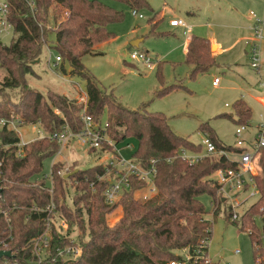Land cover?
<instances>
[{
  "label": "trees",
  "instance_id": "16d2710c",
  "mask_svg": "<svg viewBox=\"0 0 264 264\" xmlns=\"http://www.w3.org/2000/svg\"><path fill=\"white\" fill-rule=\"evenodd\" d=\"M118 1L136 11L154 12L148 0ZM9 2L8 19L16 37L10 45L3 44L0 39V69L7 72L0 80V118L13 113L28 123L41 126L47 133L60 131L65 125L75 133L82 129V102L60 93L43 94L31 87L27 79L29 75H36L34 63L40 61L44 48L51 44L50 33L54 31L53 48L64 63L70 64L72 75L79 74L86 80L87 112L95 119L107 113L108 132L117 144L136 141L138 149L131 158L143 168L151 169V161L155 160L154 181L158 191L153 198L141 202L136 193L145 189L147 183L133 177L131 188L118 202L109 205L103 193L110 181L98 180L105 166L80 169L74 163L68 172L62 173L65 165L58 162L51 168L54 182L51 193L44 177L36 178L42 174L44 162L56 156L61 146L49 139L35 140L26 147L25 158L20 159L16 155V145L20 142L18 134L4 128L0 130V203L11 210L14 234L11 249L30 257V241L46 227L43 214L30 210L34 206L44 208L52 202L70 225L68 235L75 228L79 230L77 242L82 255L75 264H170L179 258L178 250L196 248L203 240L210 241L213 222L206 219L207 210L201 198L208 196L216 205L222 203L211 176L219 169H234L236 164L223 155L208 156L195 164L183 160L179 156L182 149L201 154L203 146L175 134L163 113L123 107L113 94L103 91L94 78L85 74L83 57L96 54L98 45L115 38L109 26L122 22L125 14L97 0H36L35 12L24 0ZM157 25L152 27L155 35ZM163 63L159 64V70L163 69ZM185 64L191 68L189 79L208 73L216 65L211 41L193 35ZM61 68L64 71V66ZM159 78L162 80L161 74ZM185 88L171 85L160 94ZM235 110L237 118L231 116L232 119L239 125L248 124L252 117L248 105L241 100ZM200 130L208 132L219 149L232 154L244 151L222 143L208 123L202 124ZM90 151L93 156L99 153ZM260 167L258 184L262 198L244 216L241 231L245 226L256 229L253 216L264 208V150H261ZM70 183L75 188L72 199L69 198ZM91 183H94V190ZM118 206H122L124 215L111 228L107 215ZM8 227L9 224L1 219L0 236L8 234ZM250 237L256 264V257L264 256V248L256 233ZM55 245L65 244L60 240Z\"/></svg>",
  "mask_w": 264,
  "mask_h": 264
},
{
  "label": "rangeland",
  "instance_id": "374dc122",
  "mask_svg": "<svg viewBox=\"0 0 264 264\" xmlns=\"http://www.w3.org/2000/svg\"><path fill=\"white\" fill-rule=\"evenodd\" d=\"M97 1L125 14L122 22L109 26L115 38L97 46L96 54L86 55L82 60L85 74L94 78L103 91L111 96L113 94L116 101L129 110L146 109L163 113L169 119L175 134L187 137L196 144L202 143L203 131L200 126L205 123L209 124L222 143L231 146L237 144L235 134L240 125L231 116L237 118L236 104L243 100L252 113L245 136L248 139L255 136L264 111L258 102V99L264 97V88L261 86L264 81V37L258 42L255 30L256 19L264 18V0H148L154 12L137 10L143 18L134 16L133 9L121 1ZM188 11L194 14L188 15ZM155 14L156 18H153ZM175 17L190 18L192 25L201 26L199 31L211 38L215 37V43L217 41L221 44L222 50L216 52V43L217 48L213 52L216 53V65L208 73L189 79L191 68L185 64L186 54L183 55L182 48L177 49V45L184 39L183 33L170 28V21ZM156 23L157 35L152 33V27ZM162 33L167 36L159 37ZM15 37L14 32L0 34L5 45H10ZM49 39L51 44L44 48L39 63L34 65L36 75H29L28 82L43 94L60 93L81 103L86 95V80L79 74L72 75L68 62L64 63L62 60L61 63H56L55 59L59 54L52 46L54 31L50 33ZM137 41H141L140 45L133 47V42ZM249 44L260 50L257 56L260 63L258 69L252 66L255 60L252 50L247 51ZM132 51L148 53L153 58L155 67L149 69L133 62L130 58ZM163 61L182 66L177 64L176 67H171L166 64L164 69L159 70V64ZM63 66L64 71L61 68ZM6 75L7 72L0 69V80ZM215 78L220 79L218 86L213 85ZM171 85L186 88L166 95L160 94ZM107 118L105 113L102 119ZM38 131V126L28 125L20 129V134L24 141L29 142L37 138ZM128 144L132 149L128 148ZM119 147L122 155L130 159L137 151L138 144L131 140L130 143H121ZM58 162L65 165L64 171L74 163L80 169L107 164L105 157L93 156L90 148L73 142L61 149V155L47 159L42 174L37 178L48 175L52 165ZM74 190L70 183V199ZM143 193H136V198L141 202H145ZM201 199L207 210L206 219L213 222V234L208 247V255L213 264H255L252 239L245 232L251 228L245 226L244 231H241L240 224L232 222L227 214L225 202L221 201L215 208L211 206L210 197L203 196ZM69 201L72 203V200ZM123 215L122 206L116 207L107 215L108 225L114 228ZM69 230L70 225L67 231ZM74 230L72 236L76 237L77 234L78 237L79 230Z\"/></svg>",
  "mask_w": 264,
  "mask_h": 264
},
{
  "label": "built area",
  "instance_id": "2783aa9c",
  "mask_svg": "<svg viewBox=\"0 0 264 264\" xmlns=\"http://www.w3.org/2000/svg\"><path fill=\"white\" fill-rule=\"evenodd\" d=\"M27 6L32 12L36 10V0H24ZM10 14V2L9 0H0V34L6 32L10 34L13 32V25L9 21ZM134 16H139L136 10H133ZM251 15H256L251 12ZM257 25L255 26L256 38L258 42H261L264 37V18L256 19ZM172 27H186V23L182 19H173L170 21ZM251 50L254 55L253 68H260L259 59L257 56L260 54V50L255 46H251ZM250 50V51H251ZM130 58L133 62L144 65L149 69L155 67L153 58L145 52L132 51ZM56 63L62 62L63 58L59 55L56 57ZM220 79L215 78L213 85L218 86ZM261 86L264 88V81ZM264 108V97L260 100ZM84 105L81 112V122L83 127L78 132H73L69 126L65 125L60 131L54 133L45 132L41 126L33 123H28L20 116L11 114L10 117L0 118V130L7 128L16 132L20 138V142L16 145V155L20 159H24L26 156V147L35 140L49 139L50 141H56L61 149L69 145L70 143L77 142L90 148V150H97L98 157H105L107 164L105 166V172L102 176H98V180L110 181L109 186L104 191L105 202L109 205L119 201L118 199L131 188V180L133 177L143 180L147 183L143 191L142 197L144 201H148L153 198L157 193L155 186L156 169L154 167L155 160L151 161L152 168H143L140 164L135 162L133 158H125L121 153L120 144L114 142L109 135V123L107 120L95 119L87 112L88 96L85 95L82 99ZM228 106V105H227ZM33 125L39 127L38 136L36 139L26 142L23 140V136L20 134V129ZM248 130V124H240L236 129L235 136L238 138L235 148L244 149L243 152L229 153L225 149H219L217 144L213 141L208 132H201L203 134V140L201 145L204 148L203 153L195 154L188 150L182 149L179 156L189 162L195 164L205 157L223 155L230 161L236 164L234 169H219L212 176L211 180L215 182L218 193L222 201L227 205L226 210L230 216L232 222H238L243 224V218L258 201L262 198V193L258 184L259 176L261 175L260 156L261 150H264V111L261 115V122L259 129L254 137L248 139L245 136V132ZM129 149H132L130 144L127 145ZM61 149L59 155H61ZM57 154V155H58ZM2 164L0 163V166ZM54 165V164H53ZM52 165V166H53ZM69 169L62 173L68 172ZM41 179V178H37ZM46 181V188L51 193L54 191V182L52 170L48 175L44 176ZM91 187L94 190V183H91ZM211 206L215 208L216 202L211 201ZM14 209V208H12ZM31 213L43 214V219L46 224L45 231L38 236L34 237L30 241V257L21 256L20 250L13 251L11 249V243L14 240L13 226L11 223V210L5 208L0 203V221L4 219L9 224L8 234L0 236V251H10L11 258L3 257L0 259V264H65L67 262H74L82 255V248L77 242L76 237L72 236L75 231L68 235V222L62 213L58 210L56 204L52 202L48 206L41 208L34 206L30 210ZM28 219V218H27ZM255 228L245 230L251 236L257 234L259 236L260 245L264 248V208L262 207L257 214L253 216ZM55 230L57 234H55ZM58 235V236H56ZM63 241L64 246L60 247L55 245V242ZM208 240H203L196 248L184 247L178 250V259L172 261L170 264H213L208 255ZM259 245V246H260ZM256 264H264V256L256 257Z\"/></svg>",
  "mask_w": 264,
  "mask_h": 264
},
{
  "label": "crops",
  "instance_id": "0c3cea01",
  "mask_svg": "<svg viewBox=\"0 0 264 264\" xmlns=\"http://www.w3.org/2000/svg\"><path fill=\"white\" fill-rule=\"evenodd\" d=\"M187 14L188 15H193L194 13L193 12H191V11H188L187 12ZM157 15V14H156ZM173 19H182L185 23H186V25H187V28L186 27H181V26H179V27H172L171 25H170V28H172V29H175V30H180V31H182V33H183V36H184V39H183V41L179 44V45H177V49H180V48H182L183 49V55L184 54H186L187 53V49H188V45H189V42H190V40H191V37L193 36V35H197L198 34V37H202V36H204V37H202V38H206V39H208V40H210L211 41V43L213 44V43H215V41H214V38H211V37H209V35H207V34H204V33H202L201 31H199V28L201 27V26H197V25H192L191 24V22L189 21L190 20V18L189 19H186L185 17H179V18H173ZM157 21H158V18H157ZM13 33V32H12ZM200 35V36H199ZM141 42V41H140ZM216 43H217V41H216ZM215 43V44H216ZM218 44V48H217V51L216 52H220L221 50H222V46H221V44L220 43H217ZM101 45V44H100ZM100 45H98V46H100ZM139 45H140V43H139ZM214 55H216V53H213ZM216 57V56H215ZM165 64H164V66L166 65V64H168V65H170L171 67H176L177 66V64L178 65H180V67L182 66V64H179V63H174V62H166V61H163ZM164 66H163V69H164ZM87 95V94H86ZM262 98H260V99H258V102L262 105V103L260 102V100H261ZM263 106V105H262ZM67 147V146H66Z\"/></svg>",
  "mask_w": 264,
  "mask_h": 264
},
{
  "label": "water",
  "instance_id": "95a60500",
  "mask_svg": "<svg viewBox=\"0 0 264 264\" xmlns=\"http://www.w3.org/2000/svg\"><path fill=\"white\" fill-rule=\"evenodd\" d=\"M139 43H140V41L133 42L132 46H133V47H138V46H139ZM215 48H217V45H216L215 43H213V44H212V53L215 52V51H214ZM250 50H251V44H249V45L247 46V51L250 52ZM37 63H39V61H37V62L34 63V64H37ZM0 194H1V190H0ZM3 257L11 258V257H12V254H11L10 251H6V252H4V251H0V259H2ZM72 263H74V262H73V261H72V262H67V263H65V264H72Z\"/></svg>",
  "mask_w": 264,
  "mask_h": 264
}]
</instances>
